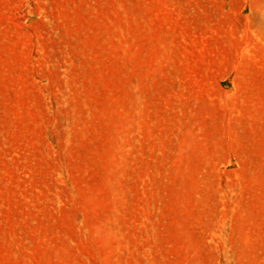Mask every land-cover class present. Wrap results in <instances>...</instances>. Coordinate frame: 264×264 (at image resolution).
<instances>
[{
  "label": "rangeland",
  "instance_id": "374dc122",
  "mask_svg": "<svg viewBox=\"0 0 264 264\" xmlns=\"http://www.w3.org/2000/svg\"><path fill=\"white\" fill-rule=\"evenodd\" d=\"M0 264H264V0H0Z\"/></svg>",
  "mask_w": 264,
  "mask_h": 264
}]
</instances>
